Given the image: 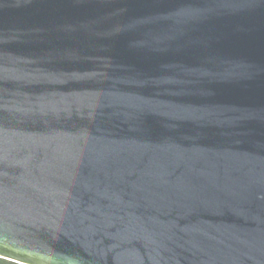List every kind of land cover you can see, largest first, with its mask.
Here are the masks:
<instances>
[{"label": "water", "instance_id": "95a60500", "mask_svg": "<svg viewBox=\"0 0 264 264\" xmlns=\"http://www.w3.org/2000/svg\"><path fill=\"white\" fill-rule=\"evenodd\" d=\"M0 258L264 264V0H0Z\"/></svg>", "mask_w": 264, "mask_h": 264}, {"label": "trees", "instance_id": "16d2710c", "mask_svg": "<svg viewBox=\"0 0 264 264\" xmlns=\"http://www.w3.org/2000/svg\"><path fill=\"white\" fill-rule=\"evenodd\" d=\"M0 264H18V263H14V262L0 258Z\"/></svg>", "mask_w": 264, "mask_h": 264}]
</instances>
